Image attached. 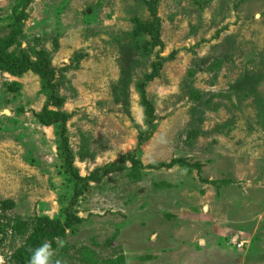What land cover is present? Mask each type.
Instances as JSON below:
<instances>
[{
	"label": "rangeland",
	"instance_id": "1",
	"mask_svg": "<svg viewBox=\"0 0 264 264\" xmlns=\"http://www.w3.org/2000/svg\"><path fill=\"white\" fill-rule=\"evenodd\" d=\"M16 16L64 101L32 71H0V264H26L15 253L72 203L45 107L69 116L88 180L83 222L42 242L55 260L264 264V0H0V37Z\"/></svg>",
	"mask_w": 264,
	"mask_h": 264
},
{
	"label": "trees",
	"instance_id": "2",
	"mask_svg": "<svg viewBox=\"0 0 264 264\" xmlns=\"http://www.w3.org/2000/svg\"><path fill=\"white\" fill-rule=\"evenodd\" d=\"M25 1L26 4H29L32 0ZM152 25L153 24L147 26L146 28H153L154 25ZM6 28L10 29L9 33L0 37V71L8 73L12 76H22L29 71L34 72L41 78L43 85L42 89L48 95L49 102H53L54 104H59L61 106L64 100L58 96L57 85L55 84L57 70L52 66L50 53L44 48L39 47L32 49L30 52L21 49L20 40L22 38L21 36L23 31L20 17L16 16L12 18L10 20V24ZM132 42L134 43V41ZM12 48H14V50H12ZM36 117L44 126L50 127L57 124L61 126L60 136L63 144V155L66 157V173L74 179L76 187L74 189L71 206L64 212L65 219L63 221H50L48 218H44V223L40 224L39 228L32 233L26 243V246L15 253L14 258L18 257V262L22 261V263L26 264H30V262L26 261V258H31L33 250L39 247L45 238H64L68 230H71L74 226L83 222L81 218L73 214L72 208L82 196L83 191L88 188V180L79 177L78 173L73 168V155L70 149L67 128L69 116L64 113L50 112L48 108L45 107L43 113L36 115ZM149 126L150 130L147 132L142 131L140 133V138H144L146 136L148 138L156 128L151 124H149ZM175 163L176 162L174 161L171 165ZM90 179L92 180V177ZM96 181H99V179ZM81 184H84L82 187L83 189L79 187ZM237 249L239 251L243 250L239 248Z\"/></svg>",
	"mask_w": 264,
	"mask_h": 264
},
{
	"label": "clouds",
	"instance_id": "3",
	"mask_svg": "<svg viewBox=\"0 0 264 264\" xmlns=\"http://www.w3.org/2000/svg\"><path fill=\"white\" fill-rule=\"evenodd\" d=\"M56 250L49 243H43L33 250L30 264H61L59 260H55Z\"/></svg>",
	"mask_w": 264,
	"mask_h": 264
},
{
	"label": "built area",
	"instance_id": "4",
	"mask_svg": "<svg viewBox=\"0 0 264 264\" xmlns=\"http://www.w3.org/2000/svg\"><path fill=\"white\" fill-rule=\"evenodd\" d=\"M235 245L237 246V248L241 249L242 247H244L245 243L244 242H241V243L237 242Z\"/></svg>",
	"mask_w": 264,
	"mask_h": 264
}]
</instances>
